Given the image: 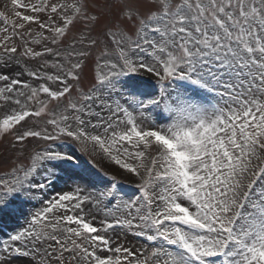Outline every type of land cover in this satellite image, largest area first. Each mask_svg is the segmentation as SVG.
<instances>
[{"label": "snow or ice", "instance_id": "obj_1", "mask_svg": "<svg viewBox=\"0 0 264 264\" xmlns=\"http://www.w3.org/2000/svg\"><path fill=\"white\" fill-rule=\"evenodd\" d=\"M10 4L0 264H264V0Z\"/></svg>", "mask_w": 264, "mask_h": 264}, {"label": "rangeland", "instance_id": "obj_2", "mask_svg": "<svg viewBox=\"0 0 264 264\" xmlns=\"http://www.w3.org/2000/svg\"><path fill=\"white\" fill-rule=\"evenodd\" d=\"M11 4L10 0H0V11L5 12L8 14V9H10ZM35 27V25H33ZM13 229L12 224H8L2 231H0V240L6 239L7 238V233L11 232Z\"/></svg>", "mask_w": 264, "mask_h": 264}]
</instances>
